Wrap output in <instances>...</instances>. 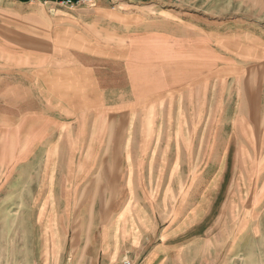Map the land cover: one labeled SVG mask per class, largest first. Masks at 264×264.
Listing matches in <instances>:
<instances>
[{
	"label": "rangeland",
	"instance_id": "rangeland-1",
	"mask_svg": "<svg viewBox=\"0 0 264 264\" xmlns=\"http://www.w3.org/2000/svg\"><path fill=\"white\" fill-rule=\"evenodd\" d=\"M82 1L72 7L31 0L18 8V0H0V264H71V244L81 229L133 227L127 214L139 216L138 225L148 231L191 227L194 221L187 211L178 212L183 202L171 204L176 211L167 213L163 203L118 202L128 162L127 124L117 123L111 95L101 84L65 71L71 66L69 51L90 45L66 29L84 33L75 20L91 21L101 8L110 19L133 11L137 18L215 37V75L213 84L212 75L209 81L214 134L207 129L194 146L199 177L216 180V197L212 210L208 202L200 203L199 233L205 238L212 228L218 233L240 227L242 213L264 192V0ZM39 50L58 54L33 70L32 56ZM73 57L80 59L78 53ZM144 126L133 142L145 179L157 182L160 155L154 153L161 135L151 115ZM182 141L191 150L193 140ZM189 158L182 154L188 166L171 176L195 179L198 172ZM143 189L146 196L159 193V188ZM249 222L255 225L254 219ZM183 239L191 243V234Z\"/></svg>",
	"mask_w": 264,
	"mask_h": 264
},
{
	"label": "crops",
	"instance_id": "crops-1",
	"mask_svg": "<svg viewBox=\"0 0 264 264\" xmlns=\"http://www.w3.org/2000/svg\"><path fill=\"white\" fill-rule=\"evenodd\" d=\"M26 4L19 2L18 8ZM107 16L106 9L101 8L91 16V21L75 20L74 25L82 27L84 33L76 35L75 29H66L65 33L70 32L72 38L90 45H84L85 49L67 50L71 66L65 71L71 75L79 73L87 81L101 84L111 95V112L117 123L127 124L128 162L124 164L123 192L117 193L118 202L163 203L166 213L169 208L176 211V205L173 208L171 204L183 202L178 212L187 211L190 213L187 216L194 221L191 227L170 226L164 231L160 228L148 231L144 224L138 225L139 216L127 214V219L131 216L134 221L133 227L109 226L95 233L92 228L81 229L71 244V264H124L126 260L131 264H264L263 191L254 197L250 209L242 213L240 227L218 233L212 228L205 238L199 233L200 203L208 202V210H212L216 197V180L199 177V148L194 146L200 134H208L207 129L211 128L214 134L213 110L209 116V81L212 75L213 84L215 75V37L159 20L137 18L133 11L118 12L111 19ZM73 53H78L80 59L73 57ZM57 54L47 50L35 52L32 69H41V61L51 63ZM89 59L96 60L90 63ZM205 92L207 98L201 99L200 95ZM149 115L162 140L154 153V156L160 155L157 182L145 179V164L140 163L138 148L133 142L140 126L146 130L144 124ZM163 139L166 141L162 146ZM169 139L177 141L170 143ZM182 139L193 140L191 150H186ZM182 154L191 156V168L194 170L195 164L198 172L195 179L171 176L188 166L181 159ZM148 186L159 188V193L157 189L154 195L146 196L143 188ZM157 193L159 199H156ZM241 203L246 206V202ZM126 209L124 213H130V207ZM179 217L182 216H170ZM249 219L255 220L254 226H249ZM188 234H191V243L186 244L182 240Z\"/></svg>",
	"mask_w": 264,
	"mask_h": 264
},
{
	"label": "built area",
	"instance_id": "built-area-1",
	"mask_svg": "<svg viewBox=\"0 0 264 264\" xmlns=\"http://www.w3.org/2000/svg\"><path fill=\"white\" fill-rule=\"evenodd\" d=\"M44 1L57 2L58 4L72 6V7H74L75 5H80L83 2H85V1H82V0H44ZM92 6L95 7L96 5L92 4ZM124 264H131V261L130 260H126V261H124Z\"/></svg>",
	"mask_w": 264,
	"mask_h": 264
},
{
	"label": "trees",
	"instance_id": "trees-1",
	"mask_svg": "<svg viewBox=\"0 0 264 264\" xmlns=\"http://www.w3.org/2000/svg\"><path fill=\"white\" fill-rule=\"evenodd\" d=\"M19 2H24V3H27L29 2L30 0H18Z\"/></svg>",
	"mask_w": 264,
	"mask_h": 264
},
{
	"label": "bare ground",
	"instance_id": "bare-ground-1",
	"mask_svg": "<svg viewBox=\"0 0 264 264\" xmlns=\"http://www.w3.org/2000/svg\"><path fill=\"white\" fill-rule=\"evenodd\" d=\"M44 222V221H43ZM44 224V223H43Z\"/></svg>",
	"mask_w": 264,
	"mask_h": 264
}]
</instances>
